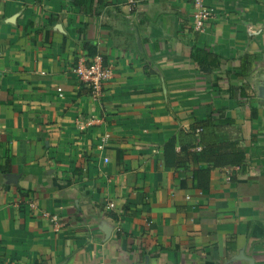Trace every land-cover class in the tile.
I'll return each instance as SVG.
<instances>
[{"label":"crops","instance_id":"obj_1","mask_svg":"<svg viewBox=\"0 0 264 264\" xmlns=\"http://www.w3.org/2000/svg\"><path fill=\"white\" fill-rule=\"evenodd\" d=\"M102 2L0 0V264H264V0H206L202 30L186 0ZM200 134L249 145L204 190Z\"/></svg>","mask_w":264,"mask_h":264},{"label":"trees","instance_id":"obj_2","mask_svg":"<svg viewBox=\"0 0 264 264\" xmlns=\"http://www.w3.org/2000/svg\"><path fill=\"white\" fill-rule=\"evenodd\" d=\"M74 3L80 7V10L84 13L98 15L99 11L96 10L98 6L102 5V0H74ZM84 49L87 51L88 59L96 55V51L91 44H84ZM191 58L197 64L206 63L209 67H217L219 62L213 54L207 52L206 50L199 49L195 46L191 49ZM90 61H86L88 64ZM92 93V88L88 85H82L79 93ZM256 109H252V117L255 118ZM209 121L199 123L197 126L204 127L208 126ZM201 148L197 153H192V160L200 163L203 167L193 171L191 183L195 188L199 190L207 189L209 186V175L213 168L224 167L228 165H238L241 164L246 158V154L249 150V145H242L237 140H230L227 138H221L213 136V140L205 141L200 134ZM174 139L169 140L163 151V163L165 165L174 164L175 161V151H174ZM192 146V145H190ZM234 180V175L230 177Z\"/></svg>","mask_w":264,"mask_h":264},{"label":"built area","instance_id":"obj_3","mask_svg":"<svg viewBox=\"0 0 264 264\" xmlns=\"http://www.w3.org/2000/svg\"><path fill=\"white\" fill-rule=\"evenodd\" d=\"M192 7V27L194 30H202L206 24L215 17V10L206 4V0H186ZM89 63H81L76 67V72L79 78L87 83L92 88V93H98L101 90L103 83L109 79L111 73L110 69L103 65L101 56L98 54L92 56L89 59ZM107 137V134L105 135ZM105 137L98 145L99 148L105 143ZM230 180V177H226ZM114 208V203L109 202L105 205V211H109ZM49 216L51 221L56 227H60L62 224L56 215H49L48 213L43 214Z\"/></svg>","mask_w":264,"mask_h":264},{"label":"water","instance_id":"obj_4","mask_svg":"<svg viewBox=\"0 0 264 264\" xmlns=\"http://www.w3.org/2000/svg\"><path fill=\"white\" fill-rule=\"evenodd\" d=\"M264 88V85L262 86V89ZM261 95L263 96L264 95V93H263V91L261 92ZM14 177H16V174H12V175H9V177H8V179H13ZM104 231V233H106L107 232V230H103Z\"/></svg>","mask_w":264,"mask_h":264}]
</instances>
